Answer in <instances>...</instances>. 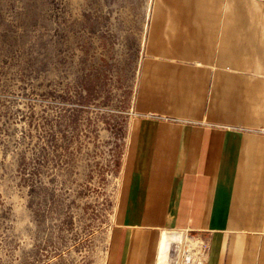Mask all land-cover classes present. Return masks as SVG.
Returning <instances> with one entry per match:
<instances>
[{"label":"rangeland","instance_id":"1","mask_svg":"<svg viewBox=\"0 0 264 264\" xmlns=\"http://www.w3.org/2000/svg\"><path fill=\"white\" fill-rule=\"evenodd\" d=\"M153 0H0V264H106Z\"/></svg>","mask_w":264,"mask_h":264},{"label":"crops","instance_id":"2","mask_svg":"<svg viewBox=\"0 0 264 264\" xmlns=\"http://www.w3.org/2000/svg\"><path fill=\"white\" fill-rule=\"evenodd\" d=\"M106 264H264V0H153Z\"/></svg>","mask_w":264,"mask_h":264},{"label":"built area","instance_id":"3","mask_svg":"<svg viewBox=\"0 0 264 264\" xmlns=\"http://www.w3.org/2000/svg\"><path fill=\"white\" fill-rule=\"evenodd\" d=\"M209 243L197 234L185 230L172 242L168 264H206Z\"/></svg>","mask_w":264,"mask_h":264},{"label":"bare ground","instance_id":"4","mask_svg":"<svg viewBox=\"0 0 264 264\" xmlns=\"http://www.w3.org/2000/svg\"><path fill=\"white\" fill-rule=\"evenodd\" d=\"M185 231V229H181V228H173L170 234V242L172 245V242L181 238V234L182 232Z\"/></svg>","mask_w":264,"mask_h":264}]
</instances>
